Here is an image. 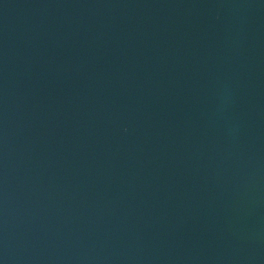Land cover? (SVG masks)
Listing matches in <instances>:
<instances>
[{
	"label": "water",
	"instance_id": "water-1",
	"mask_svg": "<svg viewBox=\"0 0 264 264\" xmlns=\"http://www.w3.org/2000/svg\"><path fill=\"white\" fill-rule=\"evenodd\" d=\"M0 264H264V0H0Z\"/></svg>",
	"mask_w": 264,
	"mask_h": 264
}]
</instances>
